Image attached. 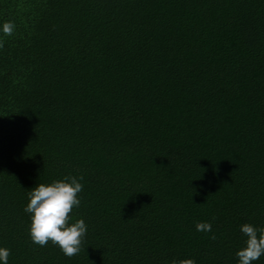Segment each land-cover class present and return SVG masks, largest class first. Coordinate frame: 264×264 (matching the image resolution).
Returning <instances> with one entry per match:
<instances>
[{
    "label": "trees",
    "instance_id": "16d2710c",
    "mask_svg": "<svg viewBox=\"0 0 264 264\" xmlns=\"http://www.w3.org/2000/svg\"><path fill=\"white\" fill-rule=\"evenodd\" d=\"M0 40L8 264H239L241 226L264 227V0H0ZM66 176L72 258L24 211Z\"/></svg>",
    "mask_w": 264,
    "mask_h": 264
},
{
    "label": "clouds",
    "instance_id": "9594fccd",
    "mask_svg": "<svg viewBox=\"0 0 264 264\" xmlns=\"http://www.w3.org/2000/svg\"><path fill=\"white\" fill-rule=\"evenodd\" d=\"M15 25L5 22L2 32L5 36H11ZM4 43L0 40V49ZM83 180L75 177H65L51 184L39 183L29 193V203L24 211L31 214L30 238L31 241L41 247L51 242L59 247L62 253L72 258L81 251L82 244L87 234V225L83 219L72 220L71 213L81 204L79 194L83 191ZM197 231L211 232L212 224L209 222L197 223ZM241 232L247 237L246 247L239 250L236 255L239 264H253L264 256V227H256L250 223L241 226ZM215 234L211 239L215 240ZM11 252L7 248L0 247V262L8 264ZM171 264H196L195 259H173Z\"/></svg>",
    "mask_w": 264,
    "mask_h": 264
}]
</instances>
